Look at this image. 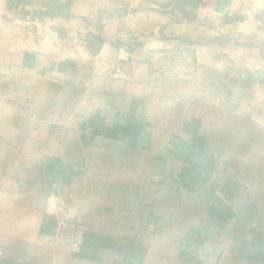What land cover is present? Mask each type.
<instances>
[{
    "label": "crops",
    "instance_id": "1",
    "mask_svg": "<svg viewBox=\"0 0 264 264\" xmlns=\"http://www.w3.org/2000/svg\"><path fill=\"white\" fill-rule=\"evenodd\" d=\"M214 253L264 264V0H0V264Z\"/></svg>",
    "mask_w": 264,
    "mask_h": 264
},
{
    "label": "built area",
    "instance_id": "2",
    "mask_svg": "<svg viewBox=\"0 0 264 264\" xmlns=\"http://www.w3.org/2000/svg\"><path fill=\"white\" fill-rule=\"evenodd\" d=\"M70 122L71 120L67 119L65 123L68 124ZM44 210L47 213L54 214L56 217V225L53 233L54 236L65 237L70 249L76 250L80 243V231L70 223L75 220V215L74 207L69 203L67 198L50 195L45 200ZM29 258L30 256L27 257V259Z\"/></svg>",
    "mask_w": 264,
    "mask_h": 264
},
{
    "label": "rangeland",
    "instance_id": "3",
    "mask_svg": "<svg viewBox=\"0 0 264 264\" xmlns=\"http://www.w3.org/2000/svg\"><path fill=\"white\" fill-rule=\"evenodd\" d=\"M46 34H47V32H46L45 29L43 28L42 31H41V34H40L41 37H42V36H46ZM209 262H210L211 264H217V263H218L217 258L215 259V253H214L213 258H212L211 260H209Z\"/></svg>",
    "mask_w": 264,
    "mask_h": 264
},
{
    "label": "water",
    "instance_id": "4",
    "mask_svg": "<svg viewBox=\"0 0 264 264\" xmlns=\"http://www.w3.org/2000/svg\"><path fill=\"white\" fill-rule=\"evenodd\" d=\"M223 39L226 40V37H224Z\"/></svg>",
    "mask_w": 264,
    "mask_h": 264
}]
</instances>
